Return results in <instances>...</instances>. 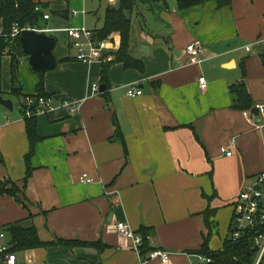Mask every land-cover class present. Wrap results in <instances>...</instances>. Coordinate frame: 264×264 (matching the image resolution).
Segmentation results:
<instances>
[{
	"label": "crops",
	"instance_id": "crops-1",
	"mask_svg": "<svg viewBox=\"0 0 264 264\" xmlns=\"http://www.w3.org/2000/svg\"><path fill=\"white\" fill-rule=\"evenodd\" d=\"M32 1L49 14L34 30L57 40L59 66L41 74L43 92L55 107L82 104L76 113L56 109L35 117L39 141L24 186L29 143L22 97L36 93L40 74L28 56L19 58V99L10 93L11 81L1 80L13 110L0 105V180L20 188L21 202L0 195V229L34 227L48 245L19 252L20 264H162L142 263L147 254L129 248L112 228L118 222L134 232L146 229L152 249L170 253L167 264H202L203 238L211 233L209 252L222 248L226 238L217 234L214 241V230L222 226L228 233L233 202L264 170V118L256 109L264 106V0H231L221 10L215 0L186 10H178L176 0H133L126 13L129 54L143 68L116 62L119 33L94 37L113 59L105 65L106 96L100 91L105 66L78 62L63 30L99 31L106 10L119 0ZM192 42L201 49L197 65L189 64L185 51ZM4 60L10 79L7 55L1 76ZM242 80L252 99L244 111L234 107L230 93ZM131 85L142 95L126 96ZM82 174L94 181L81 182ZM208 208L214 211L210 229L203 215Z\"/></svg>",
	"mask_w": 264,
	"mask_h": 264
},
{
	"label": "trees",
	"instance_id": "trees-1",
	"mask_svg": "<svg viewBox=\"0 0 264 264\" xmlns=\"http://www.w3.org/2000/svg\"><path fill=\"white\" fill-rule=\"evenodd\" d=\"M204 3V0H176V5L178 10H186L190 8H195ZM216 9L221 10L231 6V0H215ZM135 6L133 0H119V5L117 8H108L105 12L104 23L102 29L95 32L94 37L96 40H104L111 33L117 32L120 35V48L116 55V62L122 63L125 68L142 70L143 66L140 62L134 60L129 54V42H130V28L131 22L130 18L126 13H130ZM38 9V10H36ZM42 9H46V6L41 4H36L32 0H0V26L2 33L4 35H9L12 32L14 26L18 29H40L39 23L42 20ZM7 55L9 57V72L10 81L12 84L11 94H13L17 99L22 96L21 86L16 89L15 85L18 83V65L19 58L26 57L23 54L21 44L19 41V36L14 38H0V94L1 91V63L2 57ZM107 66L103 70V76L101 79V84L104 86V91L102 95L106 96V89L108 87L107 78L105 77ZM36 93L39 96L46 97L47 95L43 92V79L42 75L39 76V82L36 86ZM230 93L234 96V107L238 110L244 111L252 106V99L248 93L246 86L242 81L232 85L230 87ZM22 116L25 121L26 135L29 143V152L25 156L26 164V176L23 180L24 186L26 185L28 179L31 176L30 168V158L33 155L34 146L39 141V137L36 133V120L33 118H26L24 116L23 110H21ZM124 147V142L121 140ZM10 185L12 188L10 190L6 189V186ZM18 188L16 184L9 180H0V195H9L16 198L18 201L20 199L17 197ZM21 202V201H20ZM205 226L210 229L209 219L214 216V211L209 208L203 213ZM4 231L10 237L13 248V252H21L28 249H35L46 247L48 245L42 243L37 235V231L34 227L22 228L16 225H9ZM230 229L228 230L229 234ZM142 237H144V242L140 248L141 255L144 256L148 254L153 249L149 247L148 242L145 237L148 236V231L146 229H140L138 232ZM211 233L203 238L202 249L200 255L210 256L214 259V264H251L252 263V251L249 247L248 242L244 239L239 241L237 244L232 243L228 239H225L222 248L223 251L219 252H209L207 245ZM75 245L78 243H70Z\"/></svg>",
	"mask_w": 264,
	"mask_h": 264
},
{
	"label": "built area",
	"instance_id": "built-area-1",
	"mask_svg": "<svg viewBox=\"0 0 264 264\" xmlns=\"http://www.w3.org/2000/svg\"><path fill=\"white\" fill-rule=\"evenodd\" d=\"M114 1L107 0L108 3H113ZM72 13L74 12L72 11ZM43 18L47 20L49 14L44 13ZM23 30L29 29H18L14 26L9 35H4L0 26V38H14L19 36ZM63 31L76 51L75 59L78 62L88 65L99 63L105 66L113 61L112 56L106 52V46L103 42H96L94 40L95 34L93 32L86 30L84 27H69ZM185 51L188 55L189 64L197 65L200 63L201 49L198 43L192 42L188 44ZM198 83L200 90L206 88L207 84L203 77L198 79ZM92 90L98 92L99 86L92 85ZM141 95L142 91L133 85L129 86L126 90V96L130 98ZM81 104L82 102L80 101H63L59 106L55 107L50 98L39 96L37 93L25 94L22 97V110L26 118L48 114L56 109H64L71 114L76 113L79 112ZM256 109L262 118H264V106L257 105ZM220 152L227 157L231 156V152H227L226 148H220ZM80 181L89 184L94 180L87 174H82ZM232 209V219L229 226L230 231L226 239L234 244L244 239L248 242L252 251L251 264H264V170L257 174L249 184L243 187L233 202ZM112 228L121 238L130 243L129 248L136 252L140 251L144 237L132 231L130 226L123 222L113 224ZM145 240L148 242L149 247H151L148 236L145 237ZM12 247L13 244L10 237L4 229H0V264H20L18 253L12 252ZM217 251L222 252L223 248ZM197 259L202 264L215 263L214 259L210 256L197 255ZM151 260H158L162 264H167L170 261V253L153 249L147 254V259L142 260V263Z\"/></svg>",
	"mask_w": 264,
	"mask_h": 264
},
{
	"label": "water",
	"instance_id": "water-1",
	"mask_svg": "<svg viewBox=\"0 0 264 264\" xmlns=\"http://www.w3.org/2000/svg\"><path fill=\"white\" fill-rule=\"evenodd\" d=\"M22 52L28 56V63L31 70L37 74L52 72L59 66L55 55L57 44L56 38L33 29L23 30L19 35ZM100 91H104V86H100ZM0 105L12 111L13 102L10 98H5L0 94Z\"/></svg>",
	"mask_w": 264,
	"mask_h": 264
},
{
	"label": "rangeland",
	"instance_id": "rangeland-1",
	"mask_svg": "<svg viewBox=\"0 0 264 264\" xmlns=\"http://www.w3.org/2000/svg\"><path fill=\"white\" fill-rule=\"evenodd\" d=\"M42 12H43V13H48V11L45 10V9H42ZM40 24H42V25L45 24V21H42V22L40 21ZM2 77H3V79H2ZM1 80H2V82H3L4 85H7V84L9 85V83H10V82H9V81H10V79H9V75L7 74V67H6V61H5V60L3 61V68H2V76H1ZM16 187L19 189L18 192H17V195H20L21 190H20V188H19L17 185H16ZM11 188H12V187H11L10 185H7V186H6V189H7V190H10ZM219 229H220V232H219V233H218V230H217V231L214 230V232H213V239L216 238V239H214V241H216V240L218 241V239H219V238H218V235H220V237H221V238H224V239L227 237V234H228V233H227L226 231H224V230H225L224 227L221 226ZM217 234H218V235H217ZM6 239H7V238H6ZM218 242H219V241H218ZM12 248H13V247H12ZM11 251H12V250H11ZM12 252H13V251H12ZM16 253H19V252H16ZM18 257H19V256H18ZM18 260H19V258H18Z\"/></svg>",
	"mask_w": 264,
	"mask_h": 264
}]
</instances>
